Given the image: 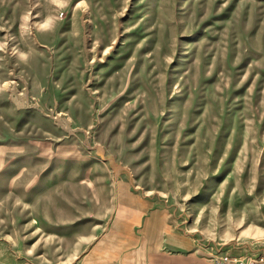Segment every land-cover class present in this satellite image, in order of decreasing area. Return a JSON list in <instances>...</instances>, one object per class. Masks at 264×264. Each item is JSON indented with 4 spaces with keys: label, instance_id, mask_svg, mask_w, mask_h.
<instances>
[{
    "label": "rangeland",
    "instance_id": "rangeland-1",
    "mask_svg": "<svg viewBox=\"0 0 264 264\" xmlns=\"http://www.w3.org/2000/svg\"><path fill=\"white\" fill-rule=\"evenodd\" d=\"M94 250L264 264V0H0V264Z\"/></svg>",
    "mask_w": 264,
    "mask_h": 264
},
{
    "label": "crops",
    "instance_id": "crops-1",
    "mask_svg": "<svg viewBox=\"0 0 264 264\" xmlns=\"http://www.w3.org/2000/svg\"><path fill=\"white\" fill-rule=\"evenodd\" d=\"M151 238V241L149 240ZM148 241V242H147ZM150 241V242H149ZM152 242L153 237H148L144 242L143 245L138 250H131V254H134L138 257L141 261L146 262V259L152 253ZM179 262L174 264H218L216 260L206 252L203 251H192L183 254V256H179ZM117 259L113 257H106L105 254L102 252L100 253L98 250L87 254L83 260L82 264H116ZM148 264H152L149 262Z\"/></svg>",
    "mask_w": 264,
    "mask_h": 264
},
{
    "label": "built area",
    "instance_id": "built-area-1",
    "mask_svg": "<svg viewBox=\"0 0 264 264\" xmlns=\"http://www.w3.org/2000/svg\"><path fill=\"white\" fill-rule=\"evenodd\" d=\"M218 264H253L252 260L241 259L236 256H231L229 254H225L217 260Z\"/></svg>",
    "mask_w": 264,
    "mask_h": 264
},
{
    "label": "bare ground",
    "instance_id": "bare-ground-1",
    "mask_svg": "<svg viewBox=\"0 0 264 264\" xmlns=\"http://www.w3.org/2000/svg\"><path fill=\"white\" fill-rule=\"evenodd\" d=\"M44 23H45V22H44ZM18 51H19V50H18ZM15 83H16V82H15ZM7 87H8V85H7ZM13 88H14V87H13ZM7 90H8V89H7ZM9 90H10V89H9ZM13 90H14V89H13ZM14 91H15V90H14ZM14 93H15V92H14ZM17 95H19V94H17ZM26 95H27V94H26ZM26 95H25V96H26ZM11 96H12V95H11ZM25 96H24V97H25ZM12 97H13V96H12ZM21 97H22V96H21ZM26 97H27V96H26ZM10 98H11V97H10ZM14 98H15V97H14ZM14 98H12V99L14 100ZM12 99H11V100H12ZM15 99H17V98H15ZM18 99H19V98H18ZM23 100H25V98H23ZM17 101H18V100H17ZM26 101H27V100H26ZM13 102H15V101H13ZM16 104L18 105L17 102H16ZM23 104H24V103H23ZM25 105H26V104H25ZM18 106H20V105H18ZM23 106H24V105H23ZM28 107H29V106H28ZM37 107H38V106H37Z\"/></svg>",
    "mask_w": 264,
    "mask_h": 264
}]
</instances>
